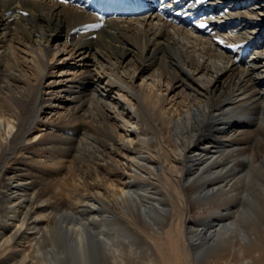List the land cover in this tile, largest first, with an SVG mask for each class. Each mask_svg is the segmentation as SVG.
I'll return each instance as SVG.
<instances>
[{
  "label": "bare ground",
  "instance_id": "bare-ground-1",
  "mask_svg": "<svg viewBox=\"0 0 264 264\" xmlns=\"http://www.w3.org/2000/svg\"><path fill=\"white\" fill-rule=\"evenodd\" d=\"M263 12L0 0V264H264Z\"/></svg>",
  "mask_w": 264,
  "mask_h": 264
},
{
  "label": "rangeland",
  "instance_id": "rangeland-1",
  "mask_svg": "<svg viewBox=\"0 0 264 264\" xmlns=\"http://www.w3.org/2000/svg\"><path fill=\"white\" fill-rule=\"evenodd\" d=\"M260 18L263 20L264 19V12H263V14L260 16ZM263 24H264V22H263ZM264 26V25H263ZM32 132H33V130H31L30 131V133L32 134ZM247 167L245 166V169H246ZM244 169V170H245ZM251 176H254V174L252 175L251 174ZM254 178V177H253ZM79 186H81V194L84 192V193H87L89 196L90 195H92L91 193H89V191L90 190H87V187L84 185H79ZM73 188V187H72ZM80 188V187H79ZM85 189V190H84ZM86 191V192H85ZM72 193H73V195H72ZM70 195H67L68 196V199H69V201L70 202H73V200H71V198L72 199H75V198H77L78 196H80V197H82V198H84V203L85 202H90V200L89 199H87V197L86 196H81V195H79L80 193L79 192H76L77 193V197H76V193H74V192H72ZM79 193V194H78ZM75 195V196H74ZM72 196V197H71ZM94 196V195H93ZM89 198V197H88ZM75 202H76V199L74 200ZM83 202H81V204H84ZM67 205V204H66ZM67 207H68V205H67ZM65 209H69L70 207H68V208H66V207H64ZM65 209H64V211H65ZM70 210V209H69ZM194 212H195V209L194 208H192L190 211H189V214L190 215H194ZM233 218H234V216H233ZM195 220L196 221H202V217H200V216H196L195 217ZM233 220V219H232ZM88 236V237H87ZM86 236V248H85V251H84V256H87V257H85L84 259H85V261H86V263L87 264H100V262L102 263H104V259H103V257L100 255V254H98V253H96L97 252V248H98V245H96V242H95V240L93 239V238H91L92 236H89V235H87ZM92 244V245H91ZM213 245H215V243H212ZM213 245H207V247L205 248V250H204V252H203V254H201V255H199L198 256V264H204V263H206V264H209L210 262V264H213L214 262H215V264H241L240 262H239V260H238V258H237V256L235 255H232L233 253H230V255L228 254V253H226V254H224L223 255V257H222V255L221 256H219V255H211L210 253L212 252V250H213ZM68 246H70L69 245V243H68ZM95 247H96V249H95ZM70 248H71V246H70ZM89 249V250H88ZM67 251L69 252V248H67ZM71 252H73V253H69V254H71V257H70V255L68 254V256H67V259L69 258L70 259V261H74V262H76V257L75 256H77V254L75 255V253H74V251L72 250V248H71V250H70ZM91 251H93L94 253H95V256H93L92 258H97L98 259V263H94V260L92 261V259H90L91 258V255L90 254H92L91 253ZM90 252V253H89ZM94 253H93V255H94ZM207 253V254H206ZM74 254V255H73ZM206 254V255H205ZM228 254V255H227ZM90 257H89V256ZM97 255V256H96ZM202 255H205V256H209V257H203ZM211 255V256H210ZM232 255V256H231ZM73 256H74V259H73ZM225 256H227V258L225 257ZM203 257V258H202ZM214 257H215V259H214ZM217 257H219V258H217ZM232 257V258H231ZM222 258V259H221ZM20 259V257L18 258V260ZM68 259V260H69ZM231 259V260H230ZM17 260V259H16ZM90 260V261H89ZM210 260V261H209ZM230 260V261H229ZM201 261V262H200ZM209 261V262H208ZM213 261V262H212ZM88 262H90V263H88ZM95 262H97V261H95ZM231 262V263H230ZM102 263V264H103Z\"/></svg>",
  "mask_w": 264,
  "mask_h": 264
}]
</instances>
